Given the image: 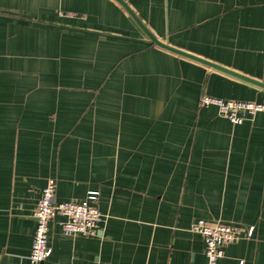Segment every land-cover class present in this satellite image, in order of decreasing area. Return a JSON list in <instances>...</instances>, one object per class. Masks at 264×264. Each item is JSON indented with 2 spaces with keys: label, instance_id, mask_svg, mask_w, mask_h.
Listing matches in <instances>:
<instances>
[{
  "label": "crops",
  "instance_id": "1",
  "mask_svg": "<svg viewBox=\"0 0 264 264\" xmlns=\"http://www.w3.org/2000/svg\"><path fill=\"white\" fill-rule=\"evenodd\" d=\"M165 43L264 84V0H124ZM264 87L152 43L115 0H0V264H30L34 212L97 192L95 236L49 224L41 264H207L194 221L240 228L218 264H264ZM254 227L252 237H247Z\"/></svg>",
  "mask_w": 264,
  "mask_h": 264
},
{
  "label": "built area",
  "instance_id": "2",
  "mask_svg": "<svg viewBox=\"0 0 264 264\" xmlns=\"http://www.w3.org/2000/svg\"><path fill=\"white\" fill-rule=\"evenodd\" d=\"M200 105L215 107L221 117L233 124H242L247 117L264 111V105L261 103L225 100L207 95L201 97ZM98 194L89 193L87 199L82 202H57L56 182L53 179L48 181L34 212L36 230L29 257L30 264H41L50 257L49 224L57 216L63 218L60 224L64 236L89 237L97 234L98 225L105 221L96 204ZM191 229L203 237L207 264H218L224 256L225 248L240 237V228L237 225L221 221L210 223L198 219L193 222ZM254 230V227H249L247 237H252Z\"/></svg>",
  "mask_w": 264,
  "mask_h": 264
},
{
  "label": "water",
  "instance_id": "3",
  "mask_svg": "<svg viewBox=\"0 0 264 264\" xmlns=\"http://www.w3.org/2000/svg\"><path fill=\"white\" fill-rule=\"evenodd\" d=\"M117 3H119L127 12L128 14L132 17V19L135 21V23L138 25V27L145 33V35L148 37V39L154 43L156 46L162 48V49H165V50H168V51H171L173 53H176L178 55H181V56H184V57H187V58H190V59H193L195 61H198V62H201L203 64H206L210 67H213L215 69H218L220 71H223V72H226L228 74H231V75H234L236 77H239L241 79H244L248 82H251V83H254V84H257V85H260L262 87H264V84L263 83H260L250 77H247V76H244V75H240L238 73H235L233 71H230L224 67H221L219 65H216L214 63H211L207 60H204V59H201L200 57H197V56H194L192 54H189L185 51H182L180 49H177L167 43H165L164 41L158 39L149 29L148 27L141 21V19L136 15V13L131 9V7L124 1V0H115Z\"/></svg>",
  "mask_w": 264,
  "mask_h": 264
}]
</instances>
